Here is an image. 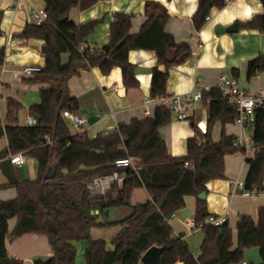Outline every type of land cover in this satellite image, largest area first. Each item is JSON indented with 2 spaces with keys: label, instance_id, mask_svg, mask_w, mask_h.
<instances>
[{
  "label": "trees",
  "instance_id": "1",
  "mask_svg": "<svg viewBox=\"0 0 264 264\" xmlns=\"http://www.w3.org/2000/svg\"><path fill=\"white\" fill-rule=\"evenodd\" d=\"M232 0H198L192 21L200 32L210 18L213 8L223 9ZM264 8V0H259ZM47 20L41 25L27 24L14 35L18 39L44 42L42 71L26 80L30 84L47 85L39 90L40 104L30 108L36 125L21 126V104L12 99L7 102L6 121L0 117V137L7 136L8 148L0 153L1 169L8 179L7 186L15 188L18 197L0 202V264H24L9 256L7 240L16 241L25 235L47 237L54 257L35 264H76L75 243L86 242V264H140L142 256L154 246L166 247L160 264H239L245 252L256 248L264 264V207L259 209L258 220L240 216L236 226L238 239L235 247L233 231L225 221L221 225L204 224L216 218L208 212L207 200L199 195L207 192V184L225 179L227 156L246 150L235 146V136L225 133L228 125H236L239 112L228 103L219 88L203 91L202 101L208 105L206 132L202 141L194 136L188 139L187 153L176 157L169 153L161 129L174 119L171 111L158 106L145 119H133L130 124H120L108 134L90 138L86 132L73 134L64 119V111L78 115L79 102L70 95L69 80L80 70L98 68L110 75L115 68L122 74L125 88L139 87L136 66L129 61L131 51L154 52L157 68L152 72L150 98L167 95L170 71L192 59L189 43H178L166 31L170 14L154 1L145 3V21L137 34H133L132 15L117 14L110 25V40L99 50L86 45V38L102 20L76 24L70 20L72 10H86L94 0H43ZM4 11L0 10V36ZM238 30H255L264 35V13L246 22L237 21ZM84 47L85 51L81 52ZM68 55L67 64L62 57ZM6 50L0 48V66L5 63ZM164 67V71L158 69ZM239 70L231 75L239 79ZM264 74V54L247 63L246 82L251 83ZM221 124L220 142L213 139L214 128ZM194 126V125H193ZM196 129V126H194ZM252 131L253 159H246L249 167L244 181L247 192L264 195V111L256 110ZM23 154L36 159L38 178H26L24 170L11 164L10 156ZM139 159L137 171L132 168L117 169L115 163L123 159ZM125 176L122 187L116 184L104 194L95 193L90 186L96 179L112 176L115 172ZM1 188V187H0ZM145 189L148 200L133 204L135 190ZM196 198L193 221L203 224L204 241L199 253L191 252L184 235L175 236L169 223L173 215L185 207V197ZM56 197V203L53 200ZM126 209L130 214L120 221H107L104 215L114 209ZM99 212L93 214L92 212ZM16 219L15 229L9 231V221ZM120 226L111 239L112 249L104 239H94V228ZM123 255L120 259L119 256Z\"/></svg>",
  "mask_w": 264,
  "mask_h": 264
},
{
  "label": "crops",
  "instance_id": "2",
  "mask_svg": "<svg viewBox=\"0 0 264 264\" xmlns=\"http://www.w3.org/2000/svg\"><path fill=\"white\" fill-rule=\"evenodd\" d=\"M92 7L81 10H72L70 20L76 24H84L93 20H102L94 32L86 38V45L91 50H99L102 46L110 43V25L117 14L132 15L133 34H137L145 21V3L154 1L162 4L168 10L170 18L166 25V31L172 34L178 43L187 42L193 50V57L185 64L174 67L170 71L167 84V95H192L196 90H210L219 88L220 76L222 74L231 75L232 69L239 70V81L242 89L249 94H256L264 88V74L258 75L251 83L246 82L247 63L264 54V35L255 30H238L234 33L220 32L219 29H226L237 21L246 22L255 15L264 13V8L259 0H232L223 9L213 8L210 18L201 29L196 32L192 18L198 8V0H94ZM43 0H0V10L4 11L1 28L3 35L0 36V48L6 50L5 63L0 66V117L2 122L7 117V102L12 99L21 104L19 113V124L28 126L29 119H34L30 115L31 106L25 104L24 96L19 93L18 88L35 87L38 91L47 85L30 84L26 77L21 74V69L28 66H40L45 64L42 49L44 42L40 40H25L14 37L20 34L27 24L34 23L33 13L44 11ZM69 56L62 57L63 64H67ZM129 61L136 67L147 69L150 73L137 75L139 87L127 89L122 82V74L119 68H115L110 75H103L98 68L80 70V74L73 76L69 80L70 95L79 102L80 117L85 119L83 132L90 138L97 137L98 134H108L115 131L120 124H130L133 119H145V112L150 110L154 113L157 104L152 102L146 105L150 99V85L152 72L157 68V58L154 52L131 51ZM164 71L163 66L158 67ZM40 98V96H39ZM189 114L188 121H178L173 119L169 126L161 129V135L166 141L169 153L172 156L181 157L187 153V141L196 136L202 141V134L206 132L207 111L206 102H196ZM69 127L72 122L66 119ZM196 126V129L194 126ZM75 129V128H74ZM225 133L235 136L242 144L252 143V131L243 130L238 125H228L224 129ZM72 132V131H71ZM73 134L80 133L75 129ZM223 134L221 124L214 128L213 139L220 142ZM7 136L0 137V153L8 148ZM246 153H237L226 157L225 179L214 180L207 184L206 200L208 212L216 218L223 219L230 224L233 231V241L237 245L236 226L240 216H248L255 221L258 220V212L264 207V195L255 194L250 197L244 196L243 192L230 181H245L249 167L246 159H253L255 150L252 146L245 149ZM25 164L21 167L25 169L26 178L33 179L32 171L25 157ZM3 159L0 156V202L15 200L18 192L15 188H3L7 186L8 179L1 169ZM136 165H140L139 159H134ZM139 192V193H138ZM141 201L148 200V194L144 189L135 190L133 197L137 194ZM140 201V200H138ZM137 202L136 204L143 203ZM185 207L190 214L195 215L196 198L185 197ZM130 211L122 208L108 211L104 215L107 221H120L127 217ZM189 219L180 213L175 214L171 221V226L175 236L184 235V241L189 246L191 252L198 254L204 241V233L200 230L190 231L186 222ZM193 220V219H192ZM17 225V220L9 221V231L12 232ZM101 228H94L99 230ZM94 239H103L100 236H93ZM110 240H105L107 248L112 249ZM77 249L76 264H86L84 252L87 247L86 242L75 243ZM7 250L10 257L23 261L24 264H35V261L43 262L54 257L47 237L42 235H25L16 241L7 240ZM248 256V255H247ZM250 256L254 262L248 264H261L259 252L256 249ZM249 257V256H248ZM247 257V258H248ZM142 264V263H140Z\"/></svg>",
  "mask_w": 264,
  "mask_h": 264
},
{
  "label": "built area",
  "instance_id": "3",
  "mask_svg": "<svg viewBox=\"0 0 264 264\" xmlns=\"http://www.w3.org/2000/svg\"><path fill=\"white\" fill-rule=\"evenodd\" d=\"M34 23L37 25H41L47 20V15L45 11H35L33 13ZM85 48H81V52H84ZM93 51V50H91ZM42 71V67L40 66H28L21 69V74L26 77H32L37 73ZM220 86L219 89L225 94L224 96L227 97L228 103L236 108L239 112V119L237 120L236 125L241 127L243 130H248L253 123L255 122V113L256 110L262 109L264 111V88L256 94H249L245 92L242 87L240 81L233 77L232 75L222 74L220 76ZM203 91L209 90H196L194 94L181 96V95H173V96H162L159 99H148L146 101V105H150L152 102H155L158 106L162 108H166L172 112L174 119L178 121L188 120L189 114L193 109V105L196 102L202 101V93ZM146 116H151L152 113L150 110L145 112ZM64 119H68L72 122L73 127L78 132H83L85 127V119L80 117L79 115H75L69 111H64L63 113ZM36 119H29L28 126L36 125ZM253 144H242V141L237 140L235 142L236 147H240L246 149ZM10 162L14 166H22L25 164V158L23 154H18L14 156H10ZM115 167L117 169H124V168H132L133 170L137 171L139 169L138 165L135 164L133 158L119 160L115 163ZM125 179L124 175H121L119 172H115L112 176L96 179L93 184L90 186L92 191L95 193L104 194L107 190L111 189L112 184H116L118 187H122L123 181ZM109 180V181H107ZM231 185H235L239 188L244 196L250 197L255 195V193H250L245 191L244 183L243 182H235L230 181ZM169 219V223H171L173 217ZM225 221L219 218H209L204 221V224H213V225H221ZM187 228L192 232L195 230H200L203 227V224L197 225L193 220H188L186 222ZM175 264H184L181 261L176 262ZM239 264H248L246 261H242Z\"/></svg>",
  "mask_w": 264,
  "mask_h": 264
},
{
  "label": "rangeland",
  "instance_id": "4",
  "mask_svg": "<svg viewBox=\"0 0 264 264\" xmlns=\"http://www.w3.org/2000/svg\"><path fill=\"white\" fill-rule=\"evenodd\" d=\"M19 90V93L22 94L24 97V101H25V104H30L29 106L35 104V103H38L40 98H39V91L37 88L35 87H29V88H23V87H20L18 88ZM183 121H188V120H183ZM70 130L72 132H75V129L73 126H70ZM28 159V165L30 166V171H32V175H34L31 179V180H35L38 178V163L36 161V159H33V158H27ZM25 173V171H24ZM25 176H28L26 175L25 173ZM29 178V177H27ZM109 181V180H107ZM139 193V192H138ZM141 193L143 192H140V194H137L136 196H134L132 198V203L133 204H136L137 202H143L141 200L143 199H139L138 195H141ZM140 200V201H138ZM120 231V226H111V227H108V228H102V229H99V230H93V236H100L101 238L105 239V240H110V238H113L118 232ZM256 251V248H252L248 251L245 252V259L244 261H247V262H254L253 261V256H250L252 252H255ZM249 257H248V256ZM248 257V258H247Z\"/></svg>",
  "mask_w": 264,
  "mask_h": 264
},
{
  "label": "water",
  "instance_id": "5",
  "mask_svg": "<svg viewBox=\"0 0 264 264\" xmlns=\"http://www.w3.org/2000/svg\"><path fill=\"white\" fill-rule=\"evenodd\" d=\"M220 32H226V33H234L237 31V28L232 25L226 29H222L220 28L219 29ZM142 73H150L149 70L147 69H143V68H139V67H136L135 68V74L138 75V74H142ZM206 198V192H203L202 194L199 195V199L200 200H205ZM56 203V197L54 198L53 200V204ZM93 214H99V212H92V215ZM180 214L191 220L193 219V216L190 214L189 212V209L187 208H184L183 210L180 211ZM166 251V247H157V246H154V247H151L141 258V261L140 263L142 264H160V260H161V256H163V253ZM123 255H120L119 256V259L122 257Z\"/></svg>",
  "mask_w": 264,
  "mask_h": 264
}]
</instances>
